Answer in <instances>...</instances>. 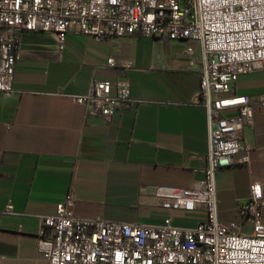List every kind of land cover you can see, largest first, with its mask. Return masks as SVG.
Here are the masks:
<instances>
[{
    "label": "crops",
    "instance_id": "crops-1",
    "mask_svg": "<svg viewBox=\"0 0 264 264\" xmlns=\"http://www.w3.org/2000/svg\"><path fill=\"white\" fill-rule=\"evenodd\" d=\"M54 34L24 31L13 89L0 92V264H47L37 250L42 216L68 196L84 218L194 227L204 206L187 211L168 195L206 178L209 125L194 102L199 63L189 64V40L135 34L98 39L69 32L63 50ZM113 57L131 69L107 66ZM127 82L133 107L112 119L74 101L95 80ZM264 70L243 73L227 95H248L254 125L242 132L250 160L215 177L217 218L239 221L237 206L254 181L264 184ZM245 155L242 150L236 157ZM12 213H4L7 204ZM250 233L252 225L246 224Z\"/></svg>",
    "mask_w": 264,
    "mask_h": 264
},
{
    "label": "built area",
    "instance_id": "built-area-1",
    "mask_svg": "<svg viewBox=\"0 0 264 264\" xmlns=\"http://www.w3.org/2000/svg\"><path fill=\"white\" fill-rule=\"evenodd\" d=\"M54 34L63 50L69 32L98 39L141 34L189 40L190 65L199 63L195 103L205 109L209 151L204 180L172 190L175 205L187 211L204 206L207 217L194 227L149 225L84 218L68 196L53 215L42 216L37 250L47 264H264V184L251 183L248 200L237 206L239 221L217 218L215 177L235 163L250 160L242 132L254 125L248 95H227L243 73L264 70V0H0V92L13 89L21 34ZM107 66L131 69L113 57ZM74 101L85 111L112 119L133 107L127 82L95 80ZM264 107V93L260 94ZM245 155L236 159L242 151ZM7 204L4 213H12ZM251 224L246 233L244 225Z\"/></svg>",
    "mask_w": 264,
    "mask_h": 264
}]
</instances>
